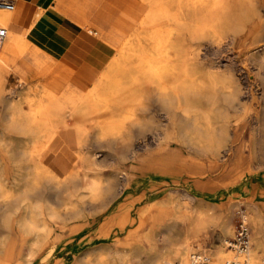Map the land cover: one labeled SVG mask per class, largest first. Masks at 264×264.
Wrapping results in <instances>:
<instances>
[{"label":"rangeland","instance_id":"obj_1","mask_svg":"<svg viewBox=\"0 0 264 264\" xmlns=\"http://www.w3.org/2000/svg\"><path fill=\"white\" fill-rule=\"evenodd\" d=\"M237 2L247 10L243 17L244 28L237 34V41L232 44L222 41L220 51L213 49L202 60V71L210 69L212 64L229 61L232 71L237 73L241 83L243 81L242 96L248 108L240 112L238 108H231L229 117L232 122L226 141L212 144L204 138L202 143H190L179 135L176 128L170 130L168 137H163L165 127L157 129L154 123L139 129L138 124L129 122L121 132L101 135L99 129L90 128L87 123L81 134L82 142L88 155L97 153L99 163L95 164L89 156L84 166L76 167L77 153L83 150V145L79 143L74 119L68 112L65 120L69 123L53 136V146L40 161L59 178H52L46 172H40L36 177L34 164L39 159L33 158L30 162L22 158L20 146L24 135L6 128L8 116L15 112L9 105L16 103L22 94L31 96L32 103L39 106L54 98L52 95L62 92L69 82L76 81L83 89L92 88L95 81L90 80L91 76L94 71L105 68L116 48L112 49L103 38L98 26L91 28L87 23L80 24V28L94 30L93 36L98 40L87 70L76 77L56 80L52 71L61 69L57 58L33 40L28 29H21L25 33L23 41L31 43L37 54L35 57L15 55L0 63V186L13 193L9 198L8 213L16 220L12 226L3 220L6 203L0 191V264H82L81 259L90 251H94L93 260L100 257V245L111 246L119 254L129 249L142 251L131 261L128 257H119L108 264H141L151 252V243L143 240V234L147 231L156 234L159 230L151 225V218L154 217L156 222L170 220L175 223L174 231L181 232L185 225L178 216L182 213L201 222L190 252H207L212 257L211 264H214L218 258L216 247L220 244L228 246L219 236L220 218L223 213L232 215V233L224 237L229 241L234 236L241 208L246 209L249 217L251 248L255 245L252 203H264V139L256 125V106L264 101V91L262 74L258 75L256 69L257 53L253 48L264 46V0ZM56 7L69 16L65 9L57 4ZM143 13L140 4L128 6L117 23L133 30ZM237 23L234 18L230 24L234 27ZM59 31L57 34L62 37L55 40L64 43L67 32ZM127 31L111 39L112 43L123 40ZM202 46L204 52L205 43ZM134 94L142 104L160 106L158 101L149 100L147 88ZM250 97H256V100ZM154 113L158 119H165L160 116L162 110ZM137 115L142 116L141 124L151 120L148 112L137 111ZM37 139L44 140L45 135L40 132ZM144 143L146 145L142 147ZM132 150H135L133 157ZM236 153L243 156L246 165L233 173L231 168ZM60 159H66L68 164L63 166ZM70 172L74 178H65ZM122 182L125 188L120 193L118 187ZM92 186L97 188L95 192ZM187 190L196 194L198 199L189 203L188 208L180 207L178 203H183L182 195ZM72 202L78 205L77 213L66 208L65 203ZM111 213L116 218L108 220ZM124 222L126 226L122 227ZM132 229H138L139 234L130 236ZM12 236L15 252L6 260L3 258ZM258 251L260 255L264 254L262 248ZM235 256L240 257L233 251L232 257L227 259Z\"/></svg>","mask_w":264,"mask_h":264},{"label":"bare ground","instance_id":"obj_2","mask_svg":"<svg viewBox=\"0 0 264 264\" xmlns=\"http://www.w3.org/2000/svg\"><path fill=\"white\" fill-rule=\"evenodd\" d=\"M145 1L136 0L135 5L143 6L144 13L138 20V25L133 30L128 29L123 40L115 47L116 52L105 68L94 71L90 78L91 81H95L92 88L83 89L76 81L69 82L62 92L52 95L54 98H49L50 100L46 103L42 102L39 106L32 103L31 96L22 94L17 97L16 103L9 105L15 112L8 116V120L6 119V128L24 135L20 146L22 158L30 162L33 158L39 159L34 164L36 177L40 172H46L52 178H59L40 161L53 146L51 145L53 136L69 123L65 120L68 112L74 119L79 143L83 145V150L77 153L75 161L76 167H79L86 164L89 156L95 164L99 163L97 153L88 155L82 142L81 134L87 123H90V128L99 129L101 135L121 132L129 122L138 124L139 129L154 123L157 129L165 127L163 137H168L170 130L176 128L179 135L190 143H202L205 138L209 143L221 144L227 140L232 122L229 117L231 108H238L239 112L248 108L242 96L243 81L241 83L237 73L232 71L233 67L229 61L210 63L212 64L210 69L202 71V60L207 52L213 49L215 52L220 51L223 42L232 44L237 41V34L244 28L243 17L247 11L244 10V6L237 0ZM131 10H129L130 15L133 14ZM40 14L41 11L37 15L38 18ZM12 15L13 11L0 9V23L8 28L7 36L0 45V63L15 55L29 54L35 57L37 54L31 43L23 41L25 33L13 24ZM234 18L239 23L233 27L230 23ZM47 20L53 19L47 18ZM63 32H67L65 28L59 31V33ZM203 43H205L204 52ZM263 48L264 46H256L253 49L257 53L256 69L258 75L262 74L264 91ZM259 50L263 51L259 53ZM143 88H147L150 101L160 103L159 107L142 104L140 98L134 97V93ZM250 98L256 100V97ZM256 108V125L264 139V101ZM156 110H162L160 116L165 119H158L157 112L154 113ZM137 111L150 113V122L146 120L141 124L142 116L137 115ZM40 132L45 135L44 140L37 139ZM145 145L146 143L142 144V147ZM134 155L135 150H132V157ZM245 165L243 156L236 153L231 171L235 173L242 170ZM70 173L65 178H74L73 173ZM123 178L125 176H122ZM124 188L122 182L118 187L119 192H123ZM96 190L97 188L92 186V191ZM0 191L6 203L3 220L12 226L16 220L8 213V208L9 198L13 193L9 189L4 191L3 185L0 186ZM182 198L183 203L178 205L184 208H188L189 203L198 199L196 194L188 190L183 192ZM65 205L72 213H77V203H65ZM252 206L255 209L254 217L253 212L251 213L256 233L255 245L251 248L250 244L251 249L236 257L241 263L264 264V254L260 255L258 251L259 248L264 251V203L253 202ZM192 210H195L193 206ZM114 218H116L115 214L111 213L108 216V220ZM189 218L185 213L180 214L178 219L185 227L181 232H175V223L169 222L170 220L156 222L152 217L151 225L159 230L156 234L148 231L143 234V240L151 243V252L148 259L141 264H170L174 260H169L173 258L189 263L192 243L198 237L201 228L200 221ZM220 219L219 236L228 243L224 237L232 233V215L230 212L223 213ZM142 222L144 223V220ZM121 226L125 227V222ZM138 234V229L130 231V236ZM14 247V236H12L3 259L12 257L15 252ZM233 251L228 246L218 245L216 247L218 258L214 264H226L227 257H232ZM93 252H88L81 259L82 264H108L119 257H128L131 261L132 257L142 253L129 249L119 254L111 246L100 245V257L93 260L91 258Z\"/></svg>","mask_w":264,"mask_h":264},{"label":"crops","instance_id":"obj_3","mask_svg":"<svg viewBox=\"0 0 264 264\" xmlns=\"http://www.w3.org/2000/svg\"><path fill=\"white\" fill-rule=\"evenodd\" d=\"M135 2L136 0H15L12 22L19 30L28 29L29 36L57 58L61 69L53 70L52 76L56 80H62L63 77H76L81 71L87 70L90 56L98 44L93 36L96 32L80 28V24L87 23L91 28L93 25L98 26L103 38L114 49L122 39L112 43L113 38L122 36L129 29V26L122 28L117 20ZM56 4L65 9L69 16L59 11ZM47 18L53 19V22ZM61 28L67 31L64 43L55 40L62 37V34H57ZM60 161L63 166L68 164L66 159Z\"/></svg>","mask_w":264,"mask_h":264},{"label":"built area","instance_id":"obj_4","mask_svg":"<svg viewBox=\"0 0 264 264\" xmlns=\"http://www.w3.org/2000/svg\"><path fill=\"white\" fill-rule=\"evenodd\" d=\"M0 9L14 11L15 0H0ZM8 28L0 23V45L7 36ZM250 222L245 208L238 211V219L235 227L234 236L228 241V246L231 247L237 255L244 254L250 248ZM170 264H211V256L202 250H195L191 253L189 263L181 260H174ZM226 264H246L241 263L235 256L226 261Z\"/></svg>","mask_w":264,"mask_h":264}]
</instances>
